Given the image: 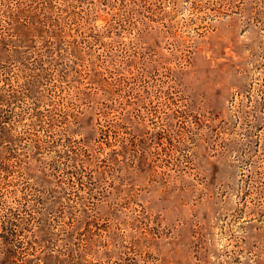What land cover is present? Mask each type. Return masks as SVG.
<instances>
[{"label":"rangeland","instance_id":"rangeland-1","mask_svg":"<svg viewBox=\"0 0 264 264\" xmlns=\"http://www.w3.org/2000/svg\"><path fill=\"white\" fill-rule=\"evenodd\" d=\"M0 264H264V0H0Z\"/></svg>","mask_w":264,"mask_h":264}]
</instances>
